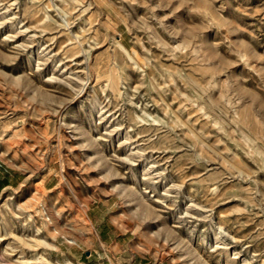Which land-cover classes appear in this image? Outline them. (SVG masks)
<instances>
[{
  "label": "rangeland",
  "instance_id": "374dc122",
  "mask_svg": "<svg viewBox=\"0 0 264 264\" xmlns=\"http://www.w3.org/2000/svg\"><path fill=\"white\" fill-rule=\"evenodd\" d=\"M89 215L152 264H264V0H0V264Z\"/></svg>",
  "mask_w": 264,
  "mask_h": 264
},
{
  "label": "crops",
  "instance_id": "0c3cea01",
  "mask_svg": "<svg viewBox=\"0 0 264 264\" xmlns=\"http://www.w3.org/2000/svg\"><path fill=\"white\" fill-rule=\"evenodd\" d=\"M93 215L87 216L90 226L86 227L85 239L75 243L79 250L60 255L58 264H152L131 254L121 242L119 233L107 223L93 221Z\"/></svg>",
  "mask_w": 264,
  "mask_h": 264
}]
</instances>
